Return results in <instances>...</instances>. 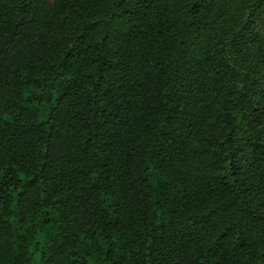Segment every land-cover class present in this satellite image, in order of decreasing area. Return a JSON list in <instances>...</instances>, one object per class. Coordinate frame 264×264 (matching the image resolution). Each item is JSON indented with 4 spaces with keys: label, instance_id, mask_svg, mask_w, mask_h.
Instances as JSON below:
<instances>
[{
    "label": "trees",
    "instance_id": "obj_1",
    "mask_svg": "<svg viewBox=\"0 0 264 264\" xmlns=\"http://www.w3.org/2000/svg\"><path fill=\"white\" fill-rule=\"evenodd\" d=\"M0 264H264V0H0Z\"/></svg>",
    "mask_w": 264,
    "mask_h": 264
}]
</instances>
